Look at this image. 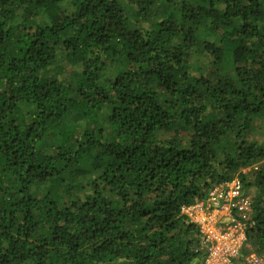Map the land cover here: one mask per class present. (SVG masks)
Instances as JSON below:
<instances>
[{
	"label": "trees",
	"instance_id": "16d2710c",
	"mask_svg": "<svg viewBox=\"0 0 264 264\" xmlns=\"http://www.w3.org/2000/svg\"><path fill=\"white\" fill-rule=\"evenodd\" d=\"M123 1L0 0V264H197L252 164L264 252V0Z\"/></svg>",
	"mask_w": 264,
	"mask_h": 264
},
{
	"label": "built area",
	"instance_id": "2783aa9c",
	"mask_svg": "<svg viewBox=\"0 0 264 264\" xmlns=\"http://www.w3.org/2000/svg\"><path fill=\"white\" fill-rule=\"evenodd\" d=\"M243 188L242 179L234 177L215 186L205 200L182 208L204 235L209 255L207 264H231V258L238 254L234 235L247 227V215L252 210V199L244 195ZM210 209L214 213H207ZM219 212L228 216L225 225L219 221ZM251 264H259V261L255 259Z\"/></svg>",
	"mask_w": 264,
	"mask_h": 264
},
{
	"label": "rangeland",
	"instance_id": "374dc122",
	"mask_svg": "<svg viewBox=\"0 0 264 264\" xmlns=\"http://www.w3.org/2000/svg\"><path fill=\"white\" fill-rule=\"evenodd\" d=\"M124 1L127 2L128 0H124ZM122 4L124 7L127 5V3L126 4L122 3ZM256 134H258V133L256 132ZM258 138H259V136H258ZM257 166H258V164H252V165L245 167L244 169H242L240 171L242 174L247 176V182H249L251 180V176L255 173V171L258 170ZM83 170H85L84 167H83ZM239 173L235 174L233 176V178L243 176V175H240ZM245 183H246V181H245ZM245 183H243V185ZM243 192H244L245 196H248L252 199V189L250 187H248L247 184H246V186L244 185ZM212 211L213 210L210 209L208 212L207 211L206 212L209 213ZM212 213H214V212H212ZM250 215H251V213L249 215H247V218L250 217ZM217 216L219 218L220 223L222 225H225V223L227 222L228 216H225L221 212H219V215H217ZM193 217H195V215ZM206 217H207V215H206ZM191 219L194 220L193 218H191ZM246 228L247 227H245L244 230L235 233V235H234V240L236 241L234 245L238 249V254L231 258V264H240L241 261H247L249 264H251V262L254 261L255 259H257L259 261V264H264V252H260V251L256 250L255 246L252 245L250 242H248L247 237H246ZM229 243H228V246H229ZM208 257H209V255L207 252L206 257L204 259L200 260L197 264H207V258Z\"/></svg>",
	"mask_w": 264,
	"mask_h": 264
},
{
	"label": "clouds",
	"instance_id": "9594fccd",
	"mask_svg": "<svg viewBox=\"0 0 264 264\" xmlns=\"http://www.w3.org/2000/svg\"><path fill=\"white\" fill-rule=\"evenodd\" d=\"M230 181V180H229ZM193 222V221H192Z\"/></svg>",
	"mask_w": 264,
	"mask_h": 264
}]
</instances>
